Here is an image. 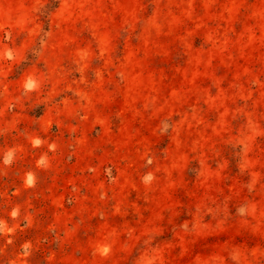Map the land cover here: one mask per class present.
Instances as JSON below:
<instances>
[{"label": "rangeland", "instance_id": "374dc122", "mask_svg": "<svg viewBox=\"0 0 264 264\" xmlns=\"http://www.w3.org/2000/svg\"><path fill=\"white\" fill-rule=\"evenodd\" d=\"M0 264H264V0H0Z\"/></svg>", "mask_w": 264, "mask_h": 264}]
</instances>
